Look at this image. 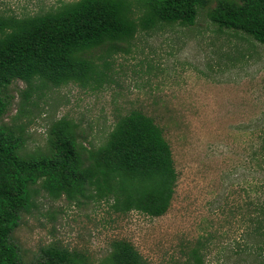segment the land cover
<instances>
[{
  "label": "rangeland",
  "instance_id": "374dc122",
  "mask_svg": "<svg viewBox=\"0 0 264 264\" xmlns=\"http://www.w3.org/2000/svg\"><path fill=\"white\" fill-rule=\"evenodd\" d=\"M78 1L1 0L0 15L34 17ZM216 6L200 9L192 27L139 28L117 50H96L98 81L31 89L16 80L4 90L1 123L22 136L24 154L49 155L50 130L62 119L77 126L79 142L99 148L122 117L139 111L162 129L178 173L172 206L159 218L116 213L96 199H53L38 186L11 237L23 264L45 261L52 248L79 264H105L115 241L131 243L150 264H183L197 248L206 264H261L264 45L214 24ZM133 10L139 21L143 9L134 1Z\"/></svg>",
  "mask_w": 264,
  "mask_h": 264
},
{
  "label": "trees",
  "instance_id": "16d2710c",
  "mask_svg": "<svg viewBox=\"0 0 264 264\" xmlns=\"http://www.w3.org/2000/svg\"><path fill=\"white\" fill-rule=\"evenodd\" d=\"M134 1L143 9L139 21ZM212 1L80 0L34 17L0 15V264H23L11 237L22 215L35 206L38 186L53 199H96L111 203L116 213L159 218L170 210L178 181L162 129L139 111L122 117L99 148L79 142L77 126L62 119L50 130L49 155L22 153V136L1 123L8 108L4 90L16 80L31 89L36 82L58 88L98 81L104 74L92 58L96 50H117L139 28L192 27L199 10ZM209 17L221 29L242 32L264 45V0H217ZM112 249L105 264H150L129 242L115 241ZM45 255L38 264L81 262L66 249H48ZM183 264L206 263L197 248Z\"/></svg>",
  "mask_w": 264,
  "mask_h": 264
}]
</instances>
